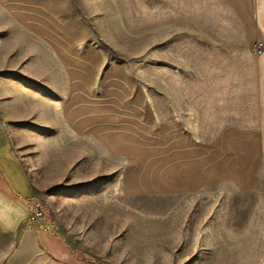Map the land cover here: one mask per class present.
I'll return each instance as SVG.
<instances>
[{
    "label": "rangeland",
    "instance_id": "1",
    "mask_svg": "<svg viewBox=\"0 0 264 264\" xmlns=\"http://www.w3.org/2000/svg\"><path fill=\"white\" fill-rule=\"evenodd\" d=\"M86 4L80 12L89 43L107 64L128 72L135 81L128 84L155 118L197 124L214 136L223 127L253 123L254 61L260 57L217 1ZM1 84L2 98L12 94L6 104L0 101L2 116L13 118L0 116V122L34 198L0 200V264H264V190L242 192L225 182L194 195L127 196L120 185L123 161L89 140L69 142L59 106L52 120L35 117L26 109L40 104L19 87ZM28 230L39 234L31 246L24 245ZM48 234L65 244L68 259L53 256Z\"/></svg>",
    "mask_w": 264,
    "mask_h": 264
},
{
    "label": "crops",
    "instance_id": "2",
    "mask_svg": "<svg viewBox=\"0 0 264 264\" xmlns=\"http://www.w3.org/2000/svg\"><path fill=\"white\" fill-rule=\"evenodd\" d=\"M215 1L243 26L248 44L264 43V0ZM86 5V0H0V87H19L23 96L44 104L26 109L35 117L52 120L59 106L68 141L89 140L124 162L120 185L127 196L194 195L225 182L242 192L264 190V57L254 61L253 123L226 126L214 136L197 124L153 116L146 98L128 84L135 83L128 72L107 64L89 43L91 32L80 12ZM11 95L0 101L6 104ZM1 111L2 106V119L12 120ZM0 142V200H33L31 181L1 122ZM36 237L28 230L24 245ZM44 239L53 256L68 259L59 238Z\"/></svg>",
    "mask_w": 264,
    "mask_h": 264
},
{
    "label": "built area",
    "instance_id": "3",
    "mask_svg": "<svg viewBox=\"0 0 264 264\" xmlns=\"http://www.w3.org/2000/svg\"><path fill=\"white\" fill-rule=\"evenodd\" d=\"M250 53L254 57H263L264 56V43L263 42H255L251 47H250ZM42 213H36V216L38 219L42 218Z\"/></svg>",
    "mask_w": 264,
    "mask_h": 264
}]
</instances>
